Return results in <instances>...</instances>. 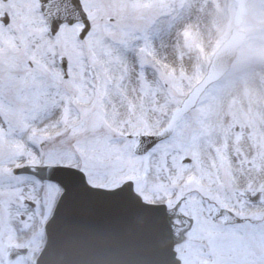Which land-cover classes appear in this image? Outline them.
Masks as SVG:
<instances>
[{"label":"rangeland","instance_id":"1","mask_svg":"<svg viewBox=\"0 0 264 264\" xmlns=\"http://www.w3.org/2000/svg\"><path fill=\"white\" fill-rule=\"evenodd\" d=\"M81 3L91 21L83 40L79 24L62 25L51 38L35 0H0V14L13 18L8 27L0 22V264L7 245L28 249L9 264H34L60 192L55 183L12 173V165L63 162L106 187L130 177L149 202L172 205L191 194L180 207L195 218L177 246L182 264H200L204 245L231 253L221 264H264L262 223L224 226L209 218L213 202L247 209L241 192L255 185L246 178H264V0H249L240 25L247 37L227 73L143 155L132 152L135 140L126 134L156 133L167 123L227 35L236 3ZM59 55L68 62L66 78ZM230 86L234 95L225 93Z\"/></svg>","mask_w":264,"mask_h":264},{"label":"water","instance_id":"2","mask_svg":"<svg viewBox=\"0 0 264 264\" xmlns=\"http://www.w3.org/2000/svg\"><path fill=\"white\" fill-rule=\"evenodd\" d=\"M237 2L235 25L247 11V0ZM40 7L48 23H52L53 32L61 22L75 20L84 23L79 36L83 37L89 30L90 25L78 0H40ZM244 36L243 31L231 29L213 53L203 78L174 110L170 122L159 134L130 135L138 140L134 147L136 153L146 152L173 131L175 123L195 105L201 92L228 69ZM59 61L66 70V59L61 57ZM55 164L73 167L24 166L15 169L57 181L63 188L53 214L45 224L46 240L36 264H178L173 245L183 238L190 225L189 219L180 217L181 224H174L172 210H166L163 204L142 201L133 191L131 181L123 182L130 177L123 179L118 187L107 189L88 181L101 187L89 185L84 174L76 169L79 168L77 165ZM17 166L20 165H12V168ZM228 220L230 218L225 222ZM25 252L26 248L8 246L6 262Z\"/></svg>","mask_w":264,"mask_h":264},{"label":"flooded vegetation","instance_id":"3","mask_svg":"<svg viewBox=\"0 0 264 264\" xmlns=\"http://www.w3.org/2000/svg\"><path fill=\"white\" fill-rule=\"evenodd\" d=\"M6 1V0H5ZM13 18L9 17V23L7 25H3V26H9L10 23L12 22ZM248 182H249V186L255 185L252 189V191H259V199L256 202H245V207H247V209L244 208H240L242 211H245L247 214L244 216L249 220L250 224L252 225L255 221L257 223L259 222H264V186L263 184H258L260 183H264V178L262 177L261 179H259V181H255L252 178H247ZM248 222V221H247ZM246 223V222H245ZM217 255V253L215 254V256ZM219 260H221V256L220 254L217 255L216 257V262H218ZM206 262H210L213 263L210 260L207 261H203V263ZM214 264V263H213Z\"/></svg>","mask_w":264,"mask_h":264},{"label":"bare ground","instance_id":"4","mask_svg":"<svg viewBox=\"0 0 264 264\" xmlns=\"http://www.w3.org/2000/svg\"><path fill=\"white\" fill-rule=\"evenodd\" d=\"M235 91H236V90H234V86H232V87L230 86L228 89L225 90V93H226V92H231V93H233V95H234V94H235ZM238 170H239V169H238ZM260 170L263 171V165H260Z\"/></svg>","mask_w":264,"mask_h":264}]
</instances>
